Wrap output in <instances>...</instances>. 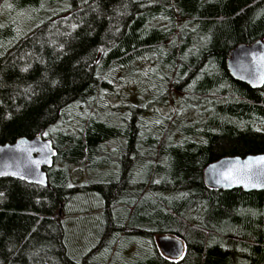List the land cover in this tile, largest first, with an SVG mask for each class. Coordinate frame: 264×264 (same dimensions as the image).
<instances>
[{"label": "trees", "instance_id": "16d2710c", "mask_svg": "<svg viewBox=\"0 0 264 264\" xmlns=\"http://www.w3.org/2000/svg\"><path fill=\"white\" fill-rule=\"evenodd\" d=\"M258 40L264 0H0V146L56 151L47 187L0 179V264H264V193L203 179L264 153V84L226 68Z\"/></svg>", "mask_w": 264, "mask_h": 264}, {"label": "water", "instance_id": "95a60500", "mask_svg": "<svg viewBox=\"0 0 264 264\" xmlns=\"http://www.w3.org/2000/svg\"><path fill=\"white\" fill-rule=\"evenodd\" d=\"M226 68L234 81L252 89L260 88L264 84V42L258 40L251 45H238L230 52ZM55 154L51 142L40 137L21 138L13 144L2 145L0 179L12 178L47 187L45 170L53 166ZM203 179L205 185L214 190L264 193V153L222 158L204 169ZM60 216L59 210L56 217ZM157 247L171 260L180 259L185 250L183 242L171 235L158 237Z\"/></svg>", "mask_w": 264, "mask_h": 264}, {"label": "rangeland", "instance_id": "374dc122", "mask_svg": "<svg viewBox=\"0 0 264 264\" xmlns=\"http://www.w3.org/2000/svg\"><path fill=\"white\" fill-rule=\"evenodd\" d=\"M130 97H128V93H127V91H126V89H120V88H118V91H117V94H116V96L114 97V98H112V100H111V103H112V105L113 106H116V107H123V106H125L126 104H127V100L128 101H130V99H129ZM120 111H122V110H120ZM93 197H91V196H84V197H81V199H83V200H85V201H90L91 199H92ZM96 219V216H94V214H91V217L90 218H88L87 220H86V228H88L89 226H90V224L91 223H95V220ZM68 224H69V227H70V230H72V232H74L75 231V229H77L76 228V226L73 224V222L72 221H68ZM74 230V231H73ZM77 231V230H76ZM76 233H78V232H76ZM75 238H76V240H74V241H72V248L74 249V251L76 250V249H78L77 247H76V244H81V242H82V240L81 239H78L76 236H75ZM82 247H83V245H82ZM81 247V248H82Z\"/></svg>", "mask_w": 264, "mask_h": 264}, {"label": "snow or ice", "instance_id": "6c2138e0", "mask_svg": "<svg viewBox=\"0 0 264 264\" xmlns=\"http://www.w3.org/2000/svg\"><path fill=\"white\" fill-rule=\"evenodd\" d=\"M225 178H227V177H225Z\"/></svg>", "mask_w": 264, "mask_h": 264}]
</instances>
